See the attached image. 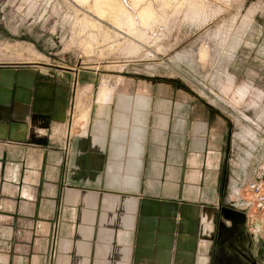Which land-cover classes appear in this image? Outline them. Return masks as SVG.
<instances>
[{
    "label": "crops",
    "instance_id": "obj_1",
    "mask_svg": "<svg viewBox=\"0 0 264 264\" xmlns=\"http://www.w3.org/2000/svg\"><path fill=\"white\" fill-rule=\"evenodd\" d=\"M1 56L0 264H205L211 224L215 264L235 128L220 108L152 75L110 86L61 58Z\"/></svg>",
    "mask_w": 264,
    "mask_h": 264
},
{
    "label": "rangeland",
    "instance_id": "obj_2",
    "mask_svg": "<svg viewBox=\"0 0 264 264\" xmlns=\"http://www.w3.org/2000/svg\"><path fill=\"white\" fill-rule=\"evenodd\" d=\"M1 55L13 61L61 58L99 69L110 86L120 71L152 75L154 87H179L220 108L235 126L226 144L224 184L232 191L224 189L222 200L241 217L240 225L234 230L219 214L227 236L237 238L231 262L264 264V217L254 206L243 208L245 191L233 193L241 169L264 182V0H0ZM126 63L131 66L122 70ZM223 230H214L220 242ZM209 238L205 264L212 224Z\"/></svg>",
    "mask_w": 264,
    "mask_h": 264
},
{
    "label": "flooded vegetation",
    "instance_id": "obj_3",
    "mask_svg": "<svg viewBox=\"0 0 264 264\" xmlns=\"http://www.w3.org/2000/svg\"><path fill=\"white\" fill-rule=\"evenodd\" d=\"M218 211L219 214L220 213L223 214V217L226 218L231 223L234 230L240 225L241 217L235 214L233 210L224 209L223 207H220ZM222 229H225L223 230V234H221V235H225V238L222 239V242L218 241L215 235V245H214V255H216L214 258L215 264H240L239 261L236 263L231 262L234 261L236 253L234 254V256L229 254L230 253L229 250L233 248V245H235V242H237V238L236 237L231 238L230 235L227 236V233L229 232V228H226V226L222 225L221 222H218L216 227V234L221 232Z\"/></svg>",
    "mask_w": 264,
    "mask_h": 264
},
{
    "label": "built area",
    "instance_id": "obj_4",
    "mask_svg": "<svg viewBox=\"0 0 264 264\" xmlns=\"http://www.w3.org/2000/svg\"><path fill=\"white\" fill-rule=\"evenodd\" d=\"M235 190L237 194L241 190L245 191L249 196V198L245 197V202L248 201L247 203L243 201L244 209L248 208L250 210L254 206L264 217V182L252 177L249 171L244 170L243 179L239 183L238 181L235 182Z\"/></svg>",
    "mask_w": 264,
    "mask_h": 264
},
{
    "label": "bare ground",
    "instance_id": "obj_5",
    "mask_svg": "<svg viewBox=\"0 0 264 264\" xmlns=\"http://www.w3.org/2000/svg\"><path fill=\"white\" fill-rule=\"evenodd\" d=\"M140 15H141V19L143 20V21H145V19H146V17H145V13L142 11V13H140ZM142 20H141V22H142ZM149 20V19H148ZM128 21H131V20H128ZM132 22V21H131ZM143 23H145V22H143Z\"/></svg>",
    "mask_w": 264,
    "mask_h": 264
},
{
    "label": "water",
    "instance_id": "obj_6",
    "mask_svg": "<svg viewBox=\"0 0 264 264\" xmlns=\"http://www.w3.org/2000/svg\"><path fill=\"white\" fill-rule=\"evenodd\" d=\"M221 207H223L224 209H229L228 208V205H225V204L224 205H221Z\"/></svg>",
    "mask_w": 264,
    "mask_h": 264
}]
</instances>
